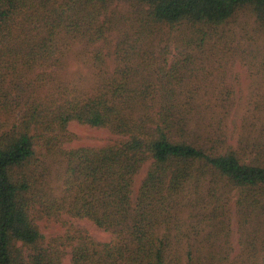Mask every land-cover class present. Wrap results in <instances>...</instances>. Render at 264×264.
<instances>
[{
	"label": "trees",
	"instance_id": "trees-1",
	"mask_svg": "<svg viewBox=\"0 0 264 264\" xmlns=\"http://www.w3.org/2000/svg\"><path fill=\"white\" fill-rule=\"evenodd\" d=\"M243 9L264 26V0H0V264H61L67 246L72 264H264V123L253 152L221 151L208 92L185 87L206 28ZM76 43L84 81L67 70ZM70 121L120 138L64 149ZM42 219L63 235L45 243Z\"/></svg>",
	"mask_w": 264,
	"mask_h": 264
},
{
	"label": "rangeland",
	"instance_id": "rangeland-1",
	"mask_svg": "<svg viewBox=\"0 0 264 264\" xmlns=\"http://www.w3.org/2000/svg\"><path fill=\"white\" fill-rule=\"evenodd\" d=\"M210 36L202 45L200 57L195 62L192 70L195 73L185 71L186 86L199 87L202 92H208L206 96L209 100L203 104L211 103L217 114L212 121L217 124L223 132L220 138L221 151L225 145H231L234 150L246 147L249 152H253L251 142L254 140L255 131L260 123H264V117L260 114V121L256 122L254 114L264 108V26H260L253 21V17L247 10H239L226 23L206 28ZM166 39V37H165ZM172 39L169 43H172ZM175 49H172L174 52ZM167 65L168 69L170 58ZM86 57L80 44L76 43L72 51L67 54L68 74L77 78L82 77V81L91 76V69L83 64ZM172 60V58H171ZM49 72L54 68H50ZM39 70H35L34 74ZM184 77V74H183ZM58 78V77H56ZM47 89L40 90L41 95H45ZM226 110L220 113V106ZM211 116L210 113H208ZM208 123V120H207ZM67 131L73 134L71 140L62 144L64 149L76 148L79 146L100 147L120 138L118 134L110 132L104 127H91L70 121L67 124ZM150 161L145 162L133 178L132 200L135 199L138 187L144 178ZM69 224L75 229L84 230L92 239L98 242H108L113 235L97 227L85 218H72L64 216ZM39 231L44 236L45 243L57 236H62L65 227L54 221L44 219L36 222ZM231 243L234 252L238 251V232L233 208L231 209ZM61 264H72L71 247L67 246Z\"/></svg>",
	"mask_w": 264,
	"mask_h": 264
}]
</instances>
